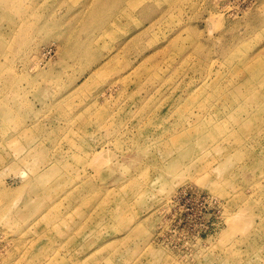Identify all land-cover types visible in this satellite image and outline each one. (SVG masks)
<instances>
[{"label":"rangeland","instance_id":"374dc122","mask_svg":"<svg viewBox=\"0 0 264 264\" xmlns=\"http://www.w3.org/2000/svg\"><path fill=\"white\" fill-rule=\"evenodd\" d=\"M0 264H264V0H0Z\"/></svg>","mask_w":264,"mask_h":264}]
</instances>
